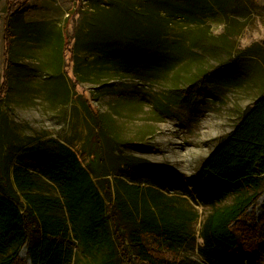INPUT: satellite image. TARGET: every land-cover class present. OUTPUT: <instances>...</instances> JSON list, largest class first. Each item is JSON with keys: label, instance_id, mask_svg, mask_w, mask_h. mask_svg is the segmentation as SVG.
<instances>
[{"label": "rangeland", "instance_id": "obj_1", "mask_svg": "<svg viewBox=\"0 0 264 264\" xmlns=\"http://www.w3.org/2000/svg\"><path fill=\"white\" fill-rule=\"evenodd\" d=\"M122 8L149 14L143 27L160 34L152 61L139 67L92 44L101 16L99 32L127 33ZM262 93L264 0H0L1 155L13 166L27 153L30 169L38 170L68 146L92 175L162 184L198 211L189 243L176 253L192 264L203 263L199 230L210 210L197 173ZM122 160L154 167L127 171L117 166ZM257 200L239 236L247 246L262 237L252 257L264 264V229H253L264 216V192ZM18 250L19 260L31 264L26 246Z\"/></svg>", "mask_w": 264, "mask_h": 264}, {"label": "trees", "instance_id": "obj_2", "mask_svg": "<svg viewBox=\"0 0 264 264\" xmlns=\"http://www.w3.org/2000/svg\"><path fill=\"white\" fill-rule=\"evenodd\" d=\"M122 9L127 33L99 32L101 16L91 28L92 44L104 47L108 57L127 67H139L152 61L160 34L143 27L149 14ZM6 37L10 50L12 37ZM7 84L6 80L2 89ZM26 154L11 166L0 153V264H25L17 255L22 246L31 264H79L82 259L68 242L71 239L85 258L81 264H192L176 253L189 243L198 211L163 192L158 188L162 184L110 179L109 172L92 175L68 146H60L38 170L30 169ZM119 162L117 166L127 171L137 165L154 167L146 161ZM197 174V191L210 206L199 230L203 263L197 264H254L252 252L261 246L262 237L247 246L239 233L245 214L264 192L263 93ZM229 196L232 200L224 201ZM253 225L261 232L264 216Z\"/></svg>", "mask_w": 264, "mask_h": 264}, {"label": "bare ground", "instance_id": "obj_3", "mask_svg": "<svg viewBox=\"0 0 264 264\" xmlns=\"http://www.w3.org/2000/svg\"><path fill=\"white\" fill-rule=\"evenodd\" d=\"M25 252V251H24Z\"/></svg>", "mask_w": 264, "mask_h": 264}]
</instances>
